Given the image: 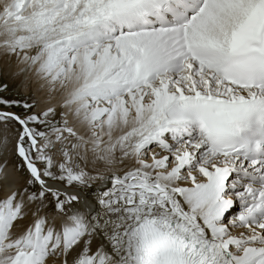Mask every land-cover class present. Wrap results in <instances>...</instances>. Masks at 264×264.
Instances as JSON below:
<instances>
[{
  "label": "snow or ice",
  "instance_id": "6c2138e0",
  "mask_svg": "<svg viewBox=\"0 0 264 264\" xmlns=\"http://www.w3.org/2000/svg\"><path fill=\"white\" fill-rule=\"evenodd\" d=\"M0 58V264H264V0H3Z\"/></svg>",
  "mask_w": 264,
  "mask_h": 264
},
{
  "label": "bare ground",
  "instance_id": "6f19581e",
  "mask_svg": "<svg viewBox=\"0 0 264 264\" xmlns=\"http://www.w3.org/2000/svg\"><path fill=\"white\" fill-rule=\"evenodd\" d=\"M3 2V0H0V3H2ZM0 69H2L6 74H7V77L11 80V73H13V72H15L16 71V68H15V66H12L11 68H9V67H6V65H5V63H4V61H3V59L2 58H0ZM8 79V80H9ZM9 80V81H10ZM12 82V81H11ZM35 84H33L32 85V87H31V90L33 89L34 91H35Z\"/></svg>",
  "mask_w": 264,
  "mask_h": 264
},
{
  "label": "rangeland",
  "instance_id": "374dc122",
  "mask_svg": "<svg viewBox=\"0 0 264 264\" xmlns=\"http://www.w3.org/2000/svg\"><path fill=\"white\" fill-rule=\"evenodd\" d=\"M6 78V73L2 70V69H0V81H2V80H4ZM8 78V77H7ZM9 79V78H8ZM10 80V79H9ZM12 80H10L9 81V83H10V85H11V87L13 88V89H15V87H16V83L15 82H11ZM29 92L30 93H33L34 92V90L32 89H29Z\"/></svg>",
  "mask_w": 264,
  "mask_h": 264
}]
</instances>
